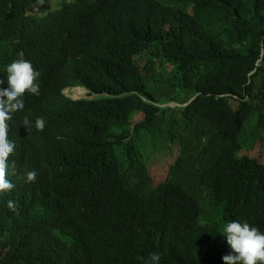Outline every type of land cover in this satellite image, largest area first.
<instances>
[{
  "label": "trees",
  "instance_id": "obj_1",
  "mask_svg": "<svg viewBox=\"0 0 264 264\" xmlns=\"http://www.w3.org/2000/svg\"><path fill=\"white\" fill-rule=\"evenodd\" d=\"M39 1L0 0V87L23 51L46 121L26 209L0 198V264H224L226 223L264 232V0ZM69 60L99 98L45 90Z\"/></svg>",
  "mask_w": 264,
  "mask_h": 264
},
{
  "label": "clouds",
  "instance_id": "obj_2",
  "mask_svg": "<svg viewBox=\"0 0 264 264\" xmlns=\"http://www.w3.org/2000/svg\"><path fill=\"white\" fill-rule=\"evenodd\" d=\"M47 46L48 44L46 48ZM18 57L6 66L8 87H0V198L22 201L26 209V201L20 193L35 184L37 173L34 170L29 171L21 177L18 176L17 167L22 169L26 167L25 164L43 159L44 152L35 143L37 140L35 137L45 131L46 121L41 115L29 117L30 102L39 98L43 92V87L39 85L40 72L24 58L23 51ZM75 60L79 58L76 57ZM74 64L75 61L69 60L67 64L64 62L60 68L58 67L57 74L63 75L65 81L62 83L58 80L51 81L45 90L56 93L59 99L66 101L99 98L98 94L74 79ZM3 84L4 81L0 80V85ZM65 90L81 92L86 97L72 98L64 92ZM8 171L15 173L16 177L13 179L18 184L7 178ZM17 190L20 192L17 193ZM13 201H8L7 207L15 212L17 209ZM222 231L234 253L223 257L224 264H257V261L264 264V232L258 227L247 222L231 221L223 226ZM138 259L142 264H160L161 256L153 252L147 259L142 257Z\"/></svg>",
  "mask_w": 264,
  "mask_h": 264
},
{
  "label": "bare ground",
  "instance_id": "obj_3",
  "mask_svg": "<svg viewBox=\"0 0 264 264\" xmlns=\"http://www.w3.org/2000/svg\"><path fill=\"white\" fill-rule=\"evenodd\" d=\"M41 1L44 2L45 0H41ZM41 1H39V3L42 5L43 3H41ZM46 1H47V0H46ZM46 1H45V2H46ZM111 1H112V0H111ZM139 1H140V0H139ZM62 2H63V1H62ZM114 2H115V1H114ZM135 3H136V2H135ZM138 3L140 4V2L137 1V3L135 4V6H136ZM52 4H53V3H52ZM59 4L61 5V2H60ZM37 5H39V4H37ZM79 5H80L82 8L84 7V6H82L81 4H79ZM98 5H99V4H98ZM122 5H123V4H122ZM129 5H131V4H129ZM52 6H54V5H52ZM88 6H89V5H88ZM133 6H134V5H133ZM56 7H57V6H56ZM77 7H78V4H77ZM109 7H110V6H109ZM113 7H115V6H113ZM127 7H128V5H127ZM138 7H139V5H138ZM54 8H55V7H54ZM54 8H53V9H54ZM60 8H61V7H60ZM60 8H59V9H60ZM79 8H80V7H79ZM84 8H87V6L84 7ZM103 8H104V7H103ZM106 8H107V7H106ZM49 9H50V6H49ZM51 9H52V8H51ZM89 9H90V8H89ZM98 9H99V8H97V10H98ZM113 9H116V7L113 8ZM61 10H62V9H61ZM73 10H74V9H73ZM78 10H79V9H78ZM81 10H82V9H81ZM86 10H87V9H86ZM90 10H91V9H90ZM99 10H102V9H99ZM109 10H111V9H109ZM131 10H133V7H132ZM34 11H35V10H34ZM49 11H50V10H49ZM54 11H55V9H54ZM75 11H76V10H75ZM79 11H80V10H79ZM95 11H96V10H95ZM106 11H107V10H106ZM126 11H127V10H126ZM35 12H37V11H35ZM45 12H46V11H45ZM72 12H73V11H72ZM77 12H78V11H77ZM102 12H105V10H104V11H101V13H102ZM108 12H109V11H108ZM115 12H116V11H115ZM127 12H128V11H127ZM130 13H131V11H130ZM130 13H129V14H130ZM39 14H40V12H39ZM45 14H46V13H45ZM48 14H49V13H48ZM104 14H105V13H104ZM104 14L102 13V15H104ZM131 14H132V13H131ZM41 15H42V14H41ZM57 15H58V14H57ZM59 16H60V15H59ZM65 16H66V15H65ZM69 16H70V15H69ZM69 16H68V17H69ZM111 22H113V21H111ZM111 22H110V23H111ZM120 22H121V21H120ZM114 23H115V22H114ZM114 23H113V24H114ZM117 23H118V22H117ZM126 23H127V22H125V24H126ZM113 24H112V27L114 26ZM129 24H130V23H129ZM131 26H134V25H131ZM131 26L128 25V29H129V27L131 28ZM114 27H115V26H114ZM122 27H123V26H122ZM125 27H127V26H124V28H125ZM53 28H54V27H53ZM115 28H117V27H115ZM120 28H121V27H120ZM120 28H119V29H120ZM109 29H110V28H109ZM122 29H123V28H122ZM128 29H126V31H127ZM64 30H65V29H64ZM107 30H108V29H107ZM108 31H109V30H108ZM113 31H114V30H113ZM124 31H125V29H124ZM121 32H122V31H121ZM117 34H118V32H117ZM129 40H130V39H129ZM119 51H120V50H119ZM117 52H118V51H117ZM111 53H112V52H111ZM123 53H124V51H123ZM125 53H126V51H125ZM120 54H121V53H120ZM125 55H126V54H125ZM120 57H121V56H120ZM142 57H143V56H142ZM114 58H115V57H114ZM112 59H113V58H112ZM115 59H116V58H115ZM116 60H117V59H116ZM124 60H125V59H124ZM259 60H260V59H259ZM129 61H130V60H129ZM118 62H119V61H118ZM110 63H111V62H110ZM126 63H127V62H126ZM112 64H113V63H112ZM129 65H130V64H129ZM140 65H141V64H140ZM258 66H259V65H258ZM119 67H120V66H119ZM136 67H137V66H136ZM263 67H264V66H263ZM122 68H123V67H122ZM131 68H132V66H131ZM134 68H135V67H134ZM129 69H130V68H129ZM130 70H131V69H130ZM127 71H128V69H127ZM107 72H108V71H107ZM105 75H106V74H105ZM111 76H112V75H111ZM119 83H120V82H119ZM116 85H117V84H116ZM125 86H126V85H125ZM126 87H127V86H126ZM78 90H81V89H78ZM127 91H128V90H127ZM77 94H78V93H77ZM75 98H76V97H75ZM189 99H191V98H189ZM193 99H194V98H193ZM189 102H190V101H189ZM231 108H233V106H232ZM263 110H264V109H263ZM263 110H262V111H263ZM259 114H261V113H259ZM263 115H264V113H263ZM257 118H258V117H257ZM261 118H264V117L262 116ZM259 120H260V118H259ZM255 125H256V124H255ZM258 128H259V127H258ZM262 128H263V127H262ZM13 129L15 130V127H14ZM254 131H255V129H254ZM263 131H264V130H263ZM255 132H259V130L256 129ZM14 135H15V134H14ZM262 135H263V134H262ZM259 136H260V135H259ZM260 137L263 139V136H260ZM257 139H258V137H257ZM263 142H264V141H263ZM173 144H174V143H173ZM215 144H216V142H215ZM252 153H253V152H252ZM251 156H252V154H251ZM14 175H15L14 172H9V171H8V176H7V178H8V179H12ZM149 211H152V210H149ZM153 211L155 212V210H153ZM153 211H152V212H153ZM149 214H152V213H149ZM149 214H148V215H149ZM145 215H146V214H145ZM141 216H142V215H140L139 218H140ZM150 216H151V215H150ZM150 216H148V217H150ZM141 218H142V217H141ZM146 218H147V217H146ZM151 218H152V216H151ZM135 219H138V217L135 218ZM142 219H143V218H142ZM147 219H148V218H147ZM147 219H146L145 222H147ZM152 220H153V219H152ZM137 221H138V220H137ZM139 221H140V220H139ZM139 221H138V222H139ZM141 221H142V220H141ZM141 221H140V222H141ZM143 221H144V220H143ZM132 222H133V220H132ZM151 222H152V221H151ZM127 224H129V223H127ZM130 224H131V222H130ZM143 224H144V223H143ZM143 224H142V225H143ZM145 224H147V223H145ZM134 225H135V224H134ZM136 225H137V224H136ZM136 225H135V226H136ZM125 226H126V225H125ZM135 226H132V229L135 228ZM144 226H145L144 228H146V225H144ZM148 226H149V224H148ZM150 226H151V225H150ZM152 226H153V225H152ZM126 227H129V226H126ZM126 227H125V228H126ZM140 227H142V226H140ZM140 227H139V228H140ZM130 228H131V227H130ZM149 228H150V227H149ZM149 228H148V230H149ZM132 229L129 230V231L131 232ZM151 229H152V228H151ZM140 230H141V229H140ZM142 230H143V229H142ZM145 230H146V229H145ZM152 230H153V229H152ZM156 230H157V229H156ZM127 232H128V231H127ZM132 232H133V231H132ZM135 232H137L136 229H135ZM143 232H144V230H143ZM162 232H163V231H162ZM147 233H149V231H148ZM154 233H156V232H154ZM154 233H153V234H154ZM100 234H101V233H100ZM128 234H129V233H128ZM128 234H126V235H128ZM132 234H134V233H132ZM161 234H162V233H161ZM185 234H186V231H185ZM101 235H102V234H101ZM126 235H125V236H126ZM188 235H189V234H188ZM149 236H150V235H149ZM151 236H152V235H151ZM189 236H190V235H189ZM123 237H124V236H123ZM126 237H127V236H126ZM129 237H130V236H129ZM129 237H128V238H129ZM154 237H155V236H154ZM157 237H158V236H157ZM183 237H184V236H183ZM106 238H107V237H106ZM150 238H151V237H150ZM186 238H187V235H186ZM125 239H126V238H125ZM105 240H106V239H105ZM108 240H109V239H107V241H108ZM123 240H124V239H123ZM150 240H151V239H150ZM164 240H166V239H164ZM168 240H169V239H168ZM183 240H184V239H183ZM193 240H194V239H193ZM101 242H102V241H101ZM123 242H124V241H123ZM127 242L131 243V242L128 241V240H127ZM145 242H146V241H145ZM149 242H150V241H149ZM152 242H153V241H152ZM124 243H126V242H124ZM153 243H154V242H153ZM110 244H111V243H110ZM143 244H144V243H143ZM146 244H147V243H146ZM146 244H144V245H146ZM148 244H149V243H148ZM148 244H147V245H148ZM139 245H140V244H139ZM139 245L137 244V247H138ZM144 245H143V246H144ZM147 245H146V246H147ZM150 245H153V244L151 243ZM154 245L156 246L157 244L154 243ZM185 245H186V244H185ZM188 245H189V244H188ZM124 246L126 247V245H124ZM129 246H131V245L129 244ZM141 246H142V244H141ZM141 246H139L138 249H139ZM155 246H154V247H155ZM186 246H187V245H186ZM132 247H133V249H136V248L134 247V245H133ZM132 247H127V248H131V250H133ZM144 247H145V246H144ZM150 247H151V246H150ZM152 247H153V246H152ZM142 248H143V247H142ZM147 248L149 249V247H147ZM147 248H146V249H147ZM155 248H157V247H155ZM140 249H141V248H140ZM143 249H144V248H143ZM148 249H147V251H148ZM152 249H153V248H152ZM157 249H158V248H157ZM157 249H156V250H157ZM192 249H193V248H192ZM112 250H113V247H112ZM127 250H128V249H127ZM156 250H154V252H155ZM141 251H142V250H141ZM150 251H151V249H150ZM221 252H222V251H221ZM130 253H131V252H130ZM132 253L135 254V252H132ZM141 253H142V252H141ZM149 254H150V253H149ZM138 255H139V254H138ZM147 255H148V253H147L145 256H147ZM225 255H226V254H225ZM142 256H143V255H142ZM134 257H135V256H134ZM136 257H137V256H136ZM137 258H138V257H137ZM110 259H112V258H110ZM139 260H140V259H139ZM134 262H135V261H134ZM136 262H138V261H136ZM141 263H142V262H141ZM212 263H213V262H212ZM212 263H211V264H212Z\"/></svg>",
  "mask_w": 264,
  "mask_h": 264
},
{
  "label": "rangeland",
  "instance_id": "obj_4",
  "mask_svg": "<svg viewBox=\"0 0 264 264\" xmlns=\"http://www.w3.org/2000/svg\"><path fill=\"white\" fill-rule=\"evenodd\" d=\"M51 3H53L52 5H55V4H57L60 0H49ZM41 3H43V1H41ZM177 18L180 20V21H182L183 19H184V15H182V14H178L177 15ZM67 95H69L70 97H72V98H77V99H79V98H85L86 97V95L84 94V93H81V92H75L74 90H73V92H70L69 90H65L64 91ZM78 93V94H77ZM91 97H93V96H91ZM170 106H172V107H174V106H182V105H175V103H172V104H170ZM163 107H165V106H163ZM191 152H193V153H191ZM198 152H200L199 150H191V151H188V152H186L185 154H183V157L186 159V160H188V159H191V158H194V157H199V156H197L195 153H198ZM124 153V151H118L117 152V154H123ZM136 169H139L138 168V166L136 165V166H134L132 169H131V174L132 175H135V173L137 172V170ZM145 177V176H144ZM143 178V177H142ZM141 178V179H142ZM8 249H9V242H2V243H0V253L2 254V252H1V250L2 251H4V252H7L8 251Z\"/></svg>",
  "mask_w": 264,
  "mask_h": 264
}]
</instances>
